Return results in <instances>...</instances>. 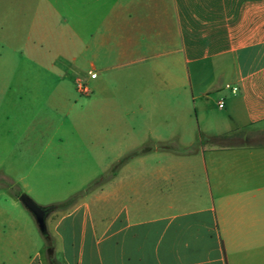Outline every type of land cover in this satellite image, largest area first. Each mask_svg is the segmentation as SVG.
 <instances>
[{
  "label": "crops",
  "instance_id": "obj_1",
  "mask_svg": "<svg viewBox=\"0 0 264 264\" xmlns=\"http://www.w3.org/2000/svg\"><path fill=\"white\" fill-rule=\"evenodd\" d=\"M0 48L16 54L0 52V77L20 58L34 78L23 105H45L43 73L62 83L74 74L65 63H87L88 105L119 107L130 141L189 150L144 147L100 189L120 206L103 250L86 200L61 216L62 264L102 253L104 264H264V0H0ZM79 210L72 262L60 227ZM25 251L5 249L0 264H48L17 262Z\"/></svg>",
  "mask_w": 264,
  "mask_h": 264
},
{
  "label": "rangeland",
  "instance_id": "obj_2",
  "mask_svg": "<svg viewBox=\"0 0 264 264\" xmlns=\"http://www.w3.org/2000/svg\"><path fill=\"white\" fill-rule=\"evenodd\" d=\"M0 52L6 59L16 56L6 48H0ZM17 59L11 75L0 77V87L11 85V94H0V258L8 257L3 253L5 249L19 247L26 250L19 255V263L33 260L36 254L46 259L44 238L18 200L20 194H26L39 206H56L46 219V228L54 240V257L62 264V244L54 233L61 216L71 213L74 205L86 200L95 221L96 238L103 250L104 219L118 213L120 206L106 202L100 189L103 190L124 165H140L138 157L142 156L144 147H173L178 152L181 147L173 141L160 145L150 140L130 141V131L126 133L121 126L119 107L105 109L88 105V95L80 90L88 88L85 83L87 63H79V67L65 63L63 70L74 74L62 83L57 73H43L42 96L46 103L41 107L31 105L29 111V105H23L25 89L34 84V78L25 76L21 68L23 60ZM6 70L9 72L8 68ZM59 87H63V93ZM14 103L18 105L13 106ZM36 112L42 117L40 126L31 119ZM195 124L198 123L195 121ZM246 142L251 140L246 139ZM124 145L129 149L124 150ZM94 193L99 197H93ZM60 204L64 207H59ZM61 223L60 229L65 227L68 239L75 245V252L69 253L70 260L77 261L82 210L65 217ZM94 262L104 264V254L95 255ZM86 263L87 254H84L82 264Z\"/></svg>",
  "mask_w": 264,
  "mask_h": 264
},
{
  "label": "water",
  "instance_id": "obj_3",
  "mask_svg": "<svg viewBox=\"0 0 264 264\" xmlns=\"http://www.w3.org/2000/svg\"><path fill=\"white\" fill-rule=\"evenodd\" d=\"M18 200L22 204V206L30 213L36 224L38 232L40 233L42 238L45 239L48 236L46 228V219L50 213L55 211L56 206H39L34 203L26 194H20Z\"/></svg>",
  "mask_w": 264,
  "mask_h": 264
},
{
  "label": "trees",
  "instance_id": "obj_4",
  "mask_svg": "<svg viewBox=\"0 0 264 264\" xmlns=\"http://www.w3.org/2000/svg\"><path fill=\"white\" fill-rule=\"evenodd\" d=\"M205 141H201V143H204ZM160 149H168L167 147H160ZM181 152L187 153L189 150L187 148H183L180 150ZM66 204V203H64ZM64 204L58 205L59 207H64ZM45 256H46V261L48 264H59L58 261L54 257V240L53 238L48 235L45 239Z\"/></svg>",
  "mask_w": 264,
  "mask_h": 264
},
{
  "label": "built area",
  "instance_id": "obj_5",
  "mask_svg": "<svg viewBox=\"0 0 264 264\" xmlns=\"http://www.w3.org/2000/svg\"><path fill=\"white\" fill-rule=\"evenodd\" d=\"M95 75L94 74H92L91 75V77H94ZM83 93H85L86 92V89L85 88H83V89H80ZM232 91L233 92H237L238 91V89L237 88H232ZM221 105H219V107H220Z\"/></svg>",
  "mask_w": 264,
  "mask_h": 264
}]
</instances>
